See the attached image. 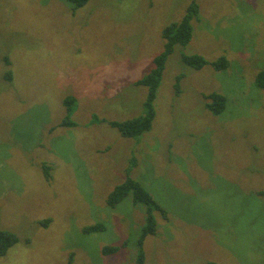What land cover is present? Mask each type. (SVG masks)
I'll use <instances>...</instances> for the list:
<instances>
[{
  "label": "rangeland",
  "instance_id": "rangeland-1",
  "mask_svg": "<svg viewBox=\"0 0 264 264\" xmlns=\"http://www.w3.org/2000/svg\"><path fill=\"white\" fill-rule=\"evenodd\" d=\"M192 1L191 39L166 59L151 128L129 138L94 120L143 113L137 81ZM185 55L227 67L195 69ZM262 70L264 0H0V229L19 238L0 264H136L144 205L106 204L127 176L168 213H154L144 264H264ZM213 93L226 97L219 114ZM67 97L73 126L61 125ZM97 222L105 231L83 232Z\"/></svg>",
  "mask_w": 264,
  "mask_h": 264
},
{
  "label": "trees",
  "instance_id": "trees-1",
  "mask_svg": "<svg viewBox=\"0 0 264 264\" xmlns=\"http://www.w3.org/2000/svg\"><path fill=\"white\" fill-rule=\"evenodd\" d=\"M72 8H79L89 0H66ZM198 12L197 4L192 1L189 5L187 12L182 17L179 22L172 23L166 26L162 30L163 38L165 39L164 51L154 59V68L146 74L144 77L137 81L138 85H144L148 87L147 99L143 106V113L131 119H126L122 121L116 120H104L96 119V121H106L112 127L117 128L120 133L129 138H139L141 134L148 131L152 126V121L155 116L154 110V99L156 96V89L161 80L166 59L169 54L172 53L176 45H185L187 44L192 35V24L191 20L196 17ZM5 62L10 63L8 58L3 57ZM182 61L188 66L199 69L207 64L211 65L214 69L220 70L224 69L227 66V60L225 58H219L215 61H208L202 56L199 55H185L182 57ZM4 80L11 82L13 80V75L11 70L6 71L4 74ZM255 84L256 86L264 90V70L259 71L255 75ZM206 98L210 99L211 102L208 103L209 109L214 114L221 113L226 104V97L219 93H213L206 95ZM74 100L72 97H67L64 99L63 104L66 109L65 119L62 121L61 125L73 126L75 123L70 121V113L72 111V105ZM136 161L131 160L129 168L136 166ZM43 175L46 180H49L51 177V167L48 164L43 163L42 165ZM131 195L133 204H142L145 208L144 210V223L140 227V233L137 243V254H136V264H144L145 254L143 251V241L147 235H153L156 233V215L159 213L164 218H167L168 213L164 207H162L157 200L151 195L148 189L138 180L127 176L126 179L114 186L106 198V204L108 207L114 208L121 201L126 199L127 196ZM106 225L103 222H97L95 224L86 225L83 228V232L86 234L99 233L105 231ZM19 242V238L16 233L8 229H0V256L7 254L8 250L15 246ZM127 242H124L121 245H106L103 246L101 252L104 255H112L118 252L121 248L126 246ZM209 264H217L216 262H209Z\"/></svg>",
  "mask_w": 264,
  "mask_h": 264
}]
</instances>
